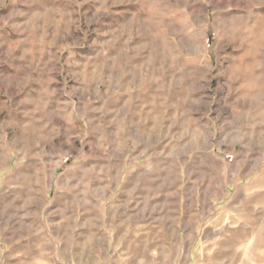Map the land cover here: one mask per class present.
I'll return each instance as SVG.
<instances>
[{
	"label": "rangeland",
	"instance_id": "rangeland-1",
	"mask_svg": "<svg viewBox=\"0 0 264 264\" xmlns=\"http://www.w3.org/2000/svg\"><path fill=\"white\" fill-rule=\"evenodd\" d=\"M173 46L181 62L198 47L213 62L210 79L198 83L197 94L212 95L197 103L202 112L127 116V78L141 62L168 60ZM115 93L117 116L109 112ZM65 100L86 112H57ZM2 104L0 146L46 155L65 141V150L91 158L63 160L65 256L76 254V264H264V0H0ZM37 105L43 112H22ZM143 120L177 140L150 136L146 160L131 165L123 155L141 152ZM105 153L116 157L117 180L97 178L109 166L93 158ZM242 157L250 160L232 170ZM244 171L254 179L240 180ZM4 176L0 264L4 251L43 252L38 263L48 264L46 183L31 187L36 213L30 182ZM242 192L251 194L243 204Z\"/></svg>",
	"mask_w": 264,
	"mask_h": 264
},
{
	"label": "crops",
	"instance_id": "crops-1",
	"mask_svg": "<svg viewBox=\"0 0 264 264\" xmlns=\"http://www.w3.org/2000/svg\"><path fill=\"white\" fill-rule=\"evenodd\" d=\"M165 25V24H164ZM160 51V48H158ZM171 49L174 51V54L168 56V60L166 57H158L157 61H149L147 63L141 62V67H135V70L140 69L141 71H133L132 76L127 78V83L129 86L126 88L124 99L128 101L127 103L130 105L132 103L131 109L127 110L126 115L132 116L149 114L150 112H160L163 116H165V112H202L198 107V102L203 101V97L209 99L211 97L210 93L197 94L198 83L201 81L207 82L210 79L211 73H213V62L211 60L206 59V55L204 58L205 50L202 47L195 48L194 57H190V59L184 60L181 62L183 58L182 49L178 46H173ZM166 50L165 47L161 48V52L164 53ZM160 53V52H159ZM203 53V54H202ZM203 56V57H202ZM203 58V59H202ZM182 65H185L183 67ZM182 86L185 87L186 90L182 92ZM178 91V92H175ZM118 92V91H117ZM119 98V93L113 94L110 98L113 101V106L109 108V112H112L113 116H117L120 112L117 111V102ZM27 101V100H26ZM182 101L187 102V104L183 107ZM190 102V103H189ZM112 103V102H111ZM112 105V104H111ZM19 104L18 102H13L12 111L10 112H18ZM8 106L5 104L0 105V113L8 112ZM57 107H61L57 105ZM183 107V108H182ZM208 110V109H207ZM22 111V110H21ZM22 112H43L41 110L40 105L34 107L32 110L26 109ZM44 112H51L50 110H46ZM57 112H86L80 110L79 106L74 110L71 107V103L68 100H65V107L62 110H58ZM150 115V114H149ZM159 116V114H158ZM197 115L195 116V118ZM191 120L193 124H191V128L189 129L190 137L189 141L197 147V142L199 141V133L201 129L197 127L198 124L195 120ZM153 122L152 125L149 124L146 120L142 121L141 130V152L136 154L126 153L123 156L131 157L129 160L132 165L135 163H143L147 158V149L150 147V136L154 138L156 143H159L160 140L162 142H175L177 137L174 136V139L170 138L166 140L165 137L169 134L163 127L155 124ZM182 132L179 135L180 138L182 136ZM138 143V142H137ZM50 153L46 155H38V150L32 151L30 153L20 152L18 149H13L12 147L7 148L4 146H0V180H5V176L7 173H13L16 177V180L29 181L30 189L28 190L29 196V204L30 208L38 213V201L35 198V194H37V190L33 187V183L37 184L39 182L46 183V196L51 198L52 204L41 205L42 209H45L46 213H50L51 222L49 223V231L46 232V244L50 247L49 252L47 253L48 264H76V254L72 252H68L65 256V171L68 169L65 167V163L63 160L67 155H70L72 158V162L69 165L77 164L83 165L88 163L87 161H91V158L86 156H82L80 150L75 151L73 149L65 150V141L60 142L57 146H52L50 143ZM137 146V144H136ZM135 146V147H136ZM8 149V150H6ZM137 148H135V151ZM111 154V153H110ZM107 153L102 154L101 156H97L93 158V161H98L100 166L108 165L109 168H101L98 172L99 176L97 177L102 181H110L117 180V168L114 166L117 165L116 157ZM131 154V155H130ZM89 159V160H88ZM95 159V160H94ZM247 158L242 157L232 164V170H241L244 167L245 161ZM247 160H250L249 158ZM262 160V157L259 156L257 159H254L253 166L251 169H255V166L259 164ZM133 163V164H135ZM24 168V177L22 174V169L19 171L20 167ZM20 173V174H19ZM248 173V174H247ZM253 174V173H252ZM251 173L242 172L240 175V180L250 181L254 176ZM2 175L4 176L2 178ZM145 174H142L144 176ZM141 176V177H142ZM139 177V176H138ZM21 187L17 188V194L20 196ZM248 193L242 192L239 198L242 199V204L249 197ZM114 206L106 205L105 210L110 211ZM95 209L98 210V207L95 206ZM99 209H104L101 205H99ZM32 210V212H33ZM47 214V215H48ZM72 244L71 239L68 240ZM4 243V240L2 241ZM4 250V249H3ZM37 256L29 259L26 258L22 253L14 252L7 253L5 251L2 254L4 258L3 264H27L25 259L29 260L28 264H39V260L43 258V252H37Z\"/></svg>",
	"mask_w": 264,
	"mask_h": 264
},
{
	"label": "built area",
	"instance_id": "built-area-1",
	"mask_svg": "<svg viewBox=\"0 0 264 264\" xmlns=\"http://www.w3.org/2000/svg\"><path fill=\"white\" fill-rule=\"evenodd\" d=\"M213 36V35H212ZM232 158L231 157H229V160H231Z\"/></svg>",
	"mask_w": 264,
	"mask_h": 264
}]
</instances>
